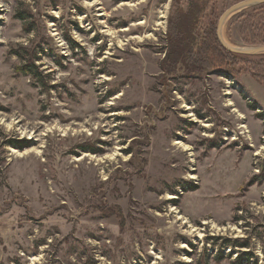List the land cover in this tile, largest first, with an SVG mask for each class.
<instances>
[{
  "label": "rangeland",
  "instance_id": "obj_1",
  "mask_svg": "<svg viewBox=\"0 0 264 264\" xmlns=\"http://www.w3.org/2000/svg\"><path fill=\"white\" fill-rule=\"evenodd\" d=\"M207 1L178 58L175 0H0V264H264V53Z\"/></svg>",
  "mask_w": 264,
  "mask_h": 264
},
{
  "label": "trees",
  "instance_id": "obj_2",
  "mask_svg": "<svg viewBox=\"0 0 264 264\" xmlns=\"http://www.w3.org/2000/svg\"><path fill=\"white\" fill-rule=\"evenodd\" d=\"M177 5V9L175 13L173 14V21L174 24L171 28V33L169 31V41L173 49V53L171 56H176L180 58V55L183 53L186 54V56H190L194 52V48L196 45V41H198V35L200 32L199 22H198V15L201 9V4L206 5L207 0H204L206 3H198V0H186V3L189 4L188 10H182L180 7V3H182L183 0H175ZM201 2V0H199ZM174 27V29H173ZM218 38V37H217ZM219 40V39H218ZM220 43V42H219ZM220 46L226 50L227 53L234 55H247L243 53H238L231 51L227 49L223 44L220 43ZM184 55V57H186ZM187 63L192 62V60H187ZM195 61V60H194ZM193 61V62H194ZM167 65L173 63L170 62V59H167ZM184 65V64H183ZM190 66L184 65L188 69L195 68L191 64H188ZM94 151H96V148H93ZM247 255V253L245 254ZM242 259V256L239 257V260Z\"/></svg>",
  "mask_w": 264,
  "mask_h": 264
},
{
  "label": "water",
  "instance_id": "obj_3",
  "mask_svg": "<svg viewBox=\"0 0 264 264\" xmlns=\"http://www.w3.org/2000/svg\"><path fill=\"white\" fill-rule=\"evenodd\" d=\"M264 3V0H243L235 5H233L232 7H230L225 14L221 17L220 22H219V38L223 44V46H225L227 49L234 51V52H238V53H243V54H247V55H253V54H259V53H264V45L263 46H258L255 48H248V49H238V48H233L231 46H228L222 39L221 37V25L223 23L224 18L226 17V15L230 14L233 11H236L242 7L245 6H249V5H255V4H262Z\"/></svg>",
  "mask_w": 264,
  "mask_h": 264
},
{
  "label": "bare ground",
  "instance_id": "obj_4",
  "mask_svg": "<svg viewBox=\"0 0 264 264\" xmlns=\"http://www.w3.org/2000/svg\"><path fill=\"white\" fill-rule=\"evenodd\" d=\"M224 41V40H223ZM226 44H227V42L226 41H224ZM228 46H230L229 44H227ZM236 47V46H235ZM229 104H232V102H230ZM244 127V126H243ZM176 144H181V142H179L178 140L175 142Z\"/></svg>",
  "mask_w": 264,
  "mask_h": 264
}]
</instances>
